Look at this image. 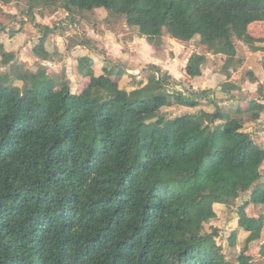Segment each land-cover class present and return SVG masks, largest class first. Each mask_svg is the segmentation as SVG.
<instances>
[{
    "label": "trees",
    "instance_id": "trees-1",
    "mask_svg": "<svg viewBox=\"0 0 264 264\" xmlns=\"http://www.w3.org/2000/svg\"><path fill=\"white\" fill-rule=\"evenodd\" d=\"M28 2L42 35L33 54L43 62L55 56L51 38L82 12L78 45L92 52L100 49L84 21H123L154 47L198 39L206 52L190 57L191 79L202 76L208 54L225 56L227 71L238 43L259 50L248 29L264 23V0ZM36 9L64 10L68 19L58 28L37 23ZM12 50L0 42L8 67L0 73V264H264V243L259 260H229L218 231L205 229L239 205L236 232L248 233L247 242L264 239V147L244 131L246 120L221 112L217 125L206 111L170 119L168 109L199 108L211 91L171 89V76L156 66L128 91L110 63L74 94L67 78L40 64L27 68ZM83 62L93 67L91 57ZM250 105L249 119L259 120L264 106ZM251 205L257 217L247 215Z\"/></svg>",
    "mask_w": 264,
    "mask_h": 264
},
{
    "label": "rangeland",
    "instance_id": "rangeland-1",
    "mask_svg": "<svg viewBox=\"0 0 264 264\" xmlns=\"http://www.w3.org/2000/svg\"><path fill=\"white\" fill-rule=\"evenodd\" d=\"M0 21H1V25L2 27H4L6 29V31L4 32H0V42L4 44V46H7L8 50H14V54L17 56V62H19L20 64H26L27 68H31L33 71H36L38 68V64L46 66L48 69V74L49 75H56L58 78V80H61L63 78H67L70 82V87H71V91L73 92H80L82 93V91L89 85L90 83V78L91 75L94 73L93 67H88L84 62L83 59H74L76 60L73 64V73L69 72L67 67H65V65H67V63H63V61L60 59V64L61 66L54 68L53 66H47V64L45 63H39L36 60V57L34 55H32L31 49H34L38 44H39V40L41 38V33L39 32V30L36 28V23L33 22V16H31L30 14H28V10H29V2L28 0H18L15 1L9 5H3L0 4ZM52 10L51 9H46V10H41V9H36L35 10V16L38 19L37 23H47V25H50L52 27H60L57 25L62 26L63 23H65V21H67L66 19H68L67 17V13L64 10H58L57 12H55L53 15H51ZM81 14H76V21H74L72 24L73 27L71 28V23L70 22H66L65 24L70 25L69 26H64L62 28H64L66 30V34L64 36H68L69 38V43L71 44V46L73 45L74 47L77 46V43L82 40V34H80V32L78 31V24H80L79 22V18L81 17ZM43 15H45L44 17H42ZM9 18H8V17ZM42 17V18H41ZM101 19H104L103 16H101ZM104 21H106L104 19ZM103 21V22H104ZM90 24V23H89ZM93 24H91V26L87 27L86 29V34L90 37L91 35L93 36L94 34L93 32V28L95 30V27L92 26ZM78 26V27H77ZM125 25V23L123 21L120 22L119 25H116V27H113L111 25L105 24V27L103 28L104 30H106V32L103 30V34L107 33L109 35H112V31H114L113 28H123ZM82 28L84 27L83 24L81 26ZM22 30L20 33H18L16 35V32L18 30ZM124 32V31H123ZM137 33V32H136ZM21 34V36L19 35ZM107 34L105 38V43L102 45V48H104L105 50H107L108 48H106L107 44L110 43V41L112 40V37H110L109 40H107ZM14 35V36H13ZM20 36V37H19ZM55 38H51V43H52V39H57L59 36V38L63 37L62 35H55ZM94 37V36H93ZM93 39H97V38H93ZM146 40V39H145ZM66 42V41H65ZM63 45V42H61ZM97 44H99V41L97 40ZM243 44V43H242ZM241 43H238L237 48L239 47H243ZM68 43L66 42L65 44V49H68ZM109 45V44H108ZM111 45V43H110ZM161 45H166L168 46L169 44H167V39L164 40L163 43H161ZM173 48V45H171ZM247 46V45H244ZM188 50L189 51H193V52H199V53H205L206 51L204 50V48L199 46V40L196 39L195 41L191 42L189 45H187ZM249 49L250 47L247 46ZM167 49L165 50L166 52H162L165 54L160 53V56L158 57V62L162 65L160 66V75L162 74L164 77L165 75H170L171 76V81H170V86L169 88L174 89V90H179V91H192L193 88L190 86V81L191 79L188 78V76L186 77L185 74V69H184V61L185 58L187 57V53L186 50L183 51H170L171 47H166ZM55 49V48H54ZM100 49V48H99ZM12 50V51H13ZM56 50V49H55ZM104 50V51H105ZM188 51V53H189ZM100 53H102L103 58L102 59H108V63L106 64L109 65L110 63H116L118 65L121 64L120 60L118 59H110V57L105 54L101 49L99 51ZM106 52V51H105ZM57 53V50H56ZM61 54H63L62 52H60ZM107 53V52H106ZM136 54V53H134ZM177 56V57H176ZM223 56V55H222ZM163 57V58H162ZM147 59V60H146ZM146 59L141 58L140 59V63H138V65H136V68H130L132 71L127 72L123 66H118V68H115L113 71V75L114 77H120L121 78V87L123 89H127L128 91H133L135 89H138L139 86L138 84H133L134 81H140L143 82V84L145 85L148 82V77L149 74L148 72L152 71V64L153 61L155 62V56H150L147 55ZM162 59V61H161ZM227 60V58H226ZM58 61V60H56ZM66 61V60H65ZM149 61V63H148ZM222 62L220 63H216L218 66V70L220 71L225 67V61L223 62V60H221ZM46 62V61H45ZM102 61L100 62V66L102 65ZM8 67H3L2 65V57L0 56V73L5 72V70ZM57 71L54 70V69ZM101 69V68H99ZM79 74V75H77ZM243 76L248 75V72L245 71L243 74ZM241 75V76H242ZM80 77V79L78 78ZM75 80L80 83L81 85L78 84L75 85L74 87L72 86L75 83ZM116 80V79H115ZM134 80V81H133ZM118 82L120 81V79L117 80ZM123 81V82H122ZM226 80H224L223 78H221V82H219V85H224V83ZM76 84V83H75ZM83 85V86H82ZM217 85V83L215 82L212 86V88L210 89V85L209 86H204V91H211L210 94H208L207 99H203L201 101V106L199 108L196 109H190L187 107H181V106H177L171 109L167 110V117H169L170 119H174L175 117L178 116H183V115H195L198 114L201 111H206L212 114H217V113H224V115L226 117L231 116L232 118H242L244 120H247L245 122V125L248 126L249 129L252 128V125H250L253 121H251V119H249L250 114L249 115H245V116H241V114H239L238 111V106L233 103L236 100L239 99L238 95L236 94L237 91L233 92L235 93L233 95V93L231 94H223L220 90L216 89L215 91H213L214 87ZM229 85H233V84H228L226 85L227 87L223 86V89H233L231 88ZM251 90L253 89V87H250ZM227 89V90H228ZM259 89V87H258ZM203 90L199 89L196 92H201ZM264 92L263 88H260L258 93V97L261 96ZM254 96H256V94H253ZM258 97H254V99L258 98ZM213 101V102H212ZM226 102V104H224ZM248 106H246L247 109ZM166 111V110H164ZM220 111V112H217ZM221 113V114H222ZM217 125L222 124L224 121L222 120V118H218L215 120ZM253 129H251L249 132H253ZM259 140V139H258ZM248 197L244 196L241 200V202H245L247 200ZM238 206L237 205L234 209L231 210H222V213L220 214V216L212 221L210 224L205 226L206 231H218L219 236L217 237V243L223 248V251L226 253V257L229 260H235L238 255L243 254L246 256H251L256 260L260 259V255H259V251L261 248V244H262V240L258 241V242H247L246 241V236L244 237H240L238 236V233L240 232H236V231H240L238 228ZM248 216H252V217H257V213L255 212V210H252L251 207H249L246 211ZM236 234V237L234 239V244H232L233 242V234ZM233 235V236H232ZM264 240V239H263Z\"/></svg>",
    "mask_w": 264,
    "mask_h": 264
},
{
    "label": "crops",
    "instance_id": "crops-1",
    "mask_svg": "<svg viewBox=\"0 0 264 264\" xmlns=\"http://www.w3.org/2000/svg\"><path fill=\"white\" fill-rule=\"evenodd\" d=\"M43 24H47V23H43ZM83 24L85 26V30L87 29V27L91 26V23L89 24V22L87 21H84ZM92 26L95 27V30L93 28L92 33L94 34L93 35L94 37L92 35L91 37L92 39L97 38L96 40L95 39L93 40L99 41V44H97V47L100 48L105 54H107L110 57V59L116 58L120 60L121 62L120 65L123 66V68L127 72L132 71L130 68H136L137 67L136 65H138V63L141 64L140 59L141 58L146 59L147 55H150L153 57L155 56V62L153 61L152 65L156 66L157 68H161L160 66L162 65L158 62V57L160 56V53L166 52L165 51L167 49L166 47H171L170 51L176 50L178 52V51L186 50L187 57L185 58V61H184L185 63L184 69H186V66H187V63L190 57L192 56V54H194L193 51L188 50L187 45L181 44L178 41L171 39V38H167V44H169L168 46L160 44L158 47H154V46H151L147 42V40H145L146 39L145 37H141L139 34L132 32L127 26H124L123 28H117V29L113 28L114 31H112L113 32L112 35H109L107 33L105 34L102 33L104 30L103 28L105 27V24H102V26H100L98 25V23L96 24L95 22H93ZM113 27H116V25H114ZM104 31L106 32V30ZM248 33L255 40L258 41L255 44V46L258 47L259 50L254 51L251 48L249 49L247 46H244L245 44L241 43L243 47L237 48L236 63L227 71L225 67L222 70L217 71L218 66L216 64V63L222 62L221 60H223V62L225 61L224 63L226 64L225 56L217 55V54H208L207 62L204 64L202 68V76L197 77L195 79L190 78L191 79L190 86L193 88L194 91H198L199 89L204 90V86H209V85L211 89L212 88L211 85H213L215 82L217 83V85L213 88L214 89L213 91L218 89L223 94H230V93L232 94L233 92L237 91L236 94L238 95L239 99L233 103H235L238 106L237 112L243 116L249 115L251 113L250 104L252 101H256L260 105L264 106V92L259 97H258L259 94H257L260 88L264 89V49H263L264 48V23L257 22V23L252 24L248 29ZM106 34H107V40H109L110 37H112V40L110 41L111 45L110 43H108L109 45L107 44L106 46V48H108L107 50L102 48V45L105 43L104 36L106 37ZM19 35L21 36V34ZM55 37L56 36L54 35L52 38H55ZM59 37L57 39H52V43H50V45L47 46L48 49L50 48V50H52L55 53V56L46 62L45 61L43 62L42 60L36 58V60L39 63L43 62L47 64L48 67L53 66L54 68H56V67L61 66L60 64V59H61L63 63L65 62L67 63L65 67H67L68 71L73 73V64L76 61L74 60L75 58L82 59L84 57H91L93 60L94 73L96 75L102 74L103 68L106 65L104 59H102L103 58L102 53L92 52L85 47L79 46L78 43H77V46L75 47L73 45L71 46V44L69 43L70 40L68 36L63 35V37L61 38ZM65 41L68 43L67 45L68 49H65L66 47ZM61 42H63V45ZM171 45H173V48ZM54 48L57 50V53ZM31 52H32V55H34L33 49H31ZM60 52H62L63 54H61ZM162 54H165V53H162ZM101 61L103 63L100 66ZM245 71L248 72V75L243 76L242 74ZM185 74H186V71H185ZM78 78L80 79V77ZM221 78L226 80L225 81L226 83H224V85H219L220 84L219 82H221ZM113 79L114 80L116 79L115 81L120 79L119 82L117 81L120 85L121 83L120 77H114ZM75 83L72 85L73 87L77 84H78V87L79 85H81L76 80H75ZM228 84H233V85H229L233 89L230 90L228 88L226 89L222 88L223 86L227 87L226 85ZM250 87H253V89L251 90ZM73 93L80 94L79 91L73 92ZM234 94L235 93H233V95ZM253 94H256V96H254ZM254 97H258V98L253 100ZM224 104H226V102ZM246 106H248L247 109H246ZM260 117L261 118L259 120H256V121L251 120L253 121L250 124L252 125L251 129H253L252 130L253 132H249L251 129H249L248 126H246L245 124H244V131L248 134H252L254 139L257 141V143L260 146L264 147V111L263 113H261ZM250 207L252 210H255L253 205H251ZM238 236L240 237L246 236L245 239L247 241L249 234L241 231L240 233H238ZM261 242L263 244L264 240L262 239Z\"/></svg>",
    "mask_w": 264,
    "mask_h": 264
},
{
    "label": "water",
    "instance_id": "water-1",
    "mask_svg": "<svg viewBox=\"0 0 264 264\" xmlns=\"http://www.w3.org/2000/svg\"><path fill=\"white\" fill-rule=\"evenodd\" d=\"M167 76H168V75L166 74L164 78H167ZM222 116H223V115H222L221 113H217V114H215V115H214V121H215L216 119H218V118H222Z\"/></svg>",
    "mask_w": 264,
    "mask_h": 264
}]
</instances>
